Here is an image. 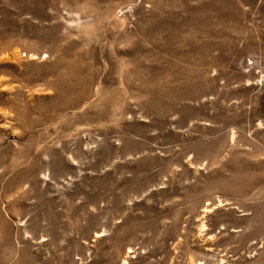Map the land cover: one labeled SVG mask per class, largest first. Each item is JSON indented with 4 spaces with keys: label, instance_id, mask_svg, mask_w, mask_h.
<instances>
[{
    "label": "rangeland",
    "instance_id": "374dc122",
    "mask_svg": "<svg viewBox=\"0 0 264 264\" xmlns=\"http://www.w3.org/2000/svg\"><path fill=\"white\" fill-rule=\"evenodd\" d=\"M0 264H264V0H0Z\"/></svg>",
    "mask_w": 264,
    "mask_h": 264
}]
</instances>
